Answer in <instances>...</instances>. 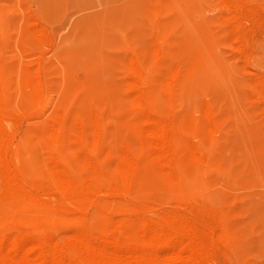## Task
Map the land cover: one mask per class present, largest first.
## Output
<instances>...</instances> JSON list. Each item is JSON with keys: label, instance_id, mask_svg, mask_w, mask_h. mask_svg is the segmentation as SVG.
Segmentation results:
<instances>
[{"label": "rangeland", "instance_id": "rangeland-1", "mask_svg": "<svg viewBox=\"0 0 264 264\" xmlns=\"http://www.w3.org/2000/svg\"><path fill=\"white\" fill-rule=\"evenodd\" d=\"M50 247L264 264V0H0V261Z\"/></svg>", "mask_w": 264, "mask_h": 264}, {"label": "bare ground", "instance_id": "bare-ground-1", "mask_svg": "<svg viewBox=\"0 0 264 264\" xmlns=\"http://www.w3.org/2000/svg\"><path fill=\"white\" fill-rule=\"evenodd\" d=\"M77 246L79 247L80 250H84V248H85L83 243H78ZM94 251H98L99 252L98 249L93 248V249H91L90 254H92ZM0 264H3V262L0 261ZM46 264H62L59 249H57L55 247H50V249L47 252V256H46Z\"/></svg>", "mask_w": 264, "mask_h": 264}]
</instances>
